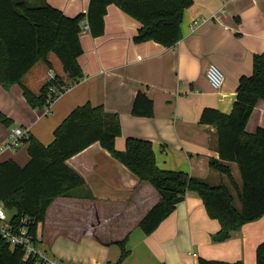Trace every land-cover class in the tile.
Listing matches in <instances>:
<instances>
[{
	"label": "crops",
	"instance_id": "crops-1",
	"mask_svg": "<svg viewBox=\"0 0 264 264\" xmlns=\"http://www.w3.org/2000/svg\"><path fill=\"white\" fill-rule=\"evenodd\" d=\"M46 1L71 18L87 13L90 5V0ZM140 27L117 6H108L104 35L94 38L85 29L80 34L83 55L78 63L84 78L49 107L32 108L23 89L39 94L50 71L68 80L54 54L48 58L50 65L39 62L20 84H0V119L7 121L0 120V145L12 129L26 131L18 147L0 153V162L25 166L30 160L28 138L51 145L70 113L89 104L118 115V151L126 149L129 138L148 141L160 169L225 184L236 197L228 177L211 167L213 159L219 160L217 130L202 124L201 116L205 109L229 114L240 79L253 74L254 56L264 55V0H195L183 15L182 39L172 48L152 41L136 44ZM211 64L224 75L219 90L206 76ZM140 91L154 104L152 117L132 114ZM259 128H264V99L254 108L246 131L255 134ZM67 165L85 185L55 199L46 212L39 240L52 257L70 264H117L125 249L128 255L121 264H199L201 259L256 264L264 216L217 242L214 236L224 232L221 224L209 217L201 198L188 193L147 235L141 222L161 200L150 183L140 181L99 143ZM229 167L241 187L237 165ZM235 205L240 208L237 199Z\"/></svg>",
	"mask_w": 264,
	"mask_h": 264
},
{
	"label": "trees",
	"instance_id": "trees-1",
	"mask_svg": "<svg viewBox=\"0 0 264 264\" xmlns=\"http://www.w3.org/2000/svg\"><path fill=\"white\" fill-rule=\"evenodd\" d=\"M195 0H90L87 13L67 17L46 0H0V84H20L36 64L54 54L68 80L57 75L39 94L24 87V95L34 109L49 107L71 85L81 81L84 73L78 63L83 55L80 34L85 26L98 38L105 33L108 6L115 5L141 24L134 37L136 44L156 42L165 48L174 47L182 39L184 12ZM56 91L51 92L50 88ZM264 99V55H255L253 74L242 77L236 100L229 114L205 109L201 123L217 130L219 160L211 167L228 177L236 197L225 184L213 185L179 171L162 170L156 163L153 146L148 141L129 138L126 149L118 151L115 143L121 135L116 114L89 104L74 109L55 131V139L44 146L34 137L29 144V162L19 166L13 160L0 162V205L15 210L13 221L29 219V232L39 240L40 228L48 208L59 197L70 196L84 187V180L70 169L67 161L99 143L113 158L125 165L142 182L150 183L160 194V202L147 214L140 227L153 233L182 202L188 193L202 199L210 218L218 220L227 234L264 216V128L249 134L246 126L259 101ZM132 114L152 117L154 104L145 92H138ZM2 122L7 121L1 117ZM237 165L241 177L239 187L229 167ZM236 199L240 208L236 207ZM124 247L125 242L121 243ZM128 255L123 251L117 264ZM0 264H35L26 259L22 247H12L0 239ZM199 264H243L201 259ZM256 264H264V239L256 252Z\"/></svg>",
	"mask_w": 264,
	"mask_h": 264
},
{
	"label": "built area",
	"instance_id": "built-area-1",
	"mask_svg": "<svg viewBox=\"0 0 264 264\" xmlns=\"http://www.w3.org/2000/svg\"><path fill=\"white\" fill-rule=\"evenodd\" d=\"M194 24L196 25V22ZM83 29L89 30L90 27L88 24H85ZM206 76L215 90L222 88L224 75L216 65L211 64L208 67ZM56 79L57 74L54 71H50L49 81H55ZM50 91L55 92V87H51ZM52 103L51 100L48 102L50 105ZM25 136L26 131L23 128L12 129L8 140L0 145V153L7 149L18 147ZM0 239L6 241L12 247H22L25 250L26 259L33 258L35 264H70L52 257L48 250L42 246L40 240L34 238L29 232L28 218H22L19 224H15L13 216H9L7 210L2 205H0Z\"/></svg>",
	"mask_w": 264,
	"mask_h": 264
},
{
	"label": "water",
	"instance_id": "water-1",
	"mask_svg": "<svg viewBox=\"0 0 264 264\" xmlns=\"http://www.w3.org/2000/svg\"><path fill=\"white\" fill-rule=\"evenodd\" d=\"M228 237V234L226 232H222L216 236H214V240L217 242H223Z\"/></svg>",
	"mask_w": 264,
	"mask_h": 264
},
{
	"label": "rangeland",
	"instance_id": "rangeland-1",
	"mask_svg": "<svg viewBox=\"0 0 264 264\" xmlns=\"http://www.w3.org/2000/svg\"><path fill=\"white\" fill-rule=\"evenodd\" d=\"M15 212H16L15 210H13V211H9V212H8V215H9V216H13V215L15 214Z\"/></svg>",
	"mask_w": 264,
	"mask_h": 264
}]
</instances>
